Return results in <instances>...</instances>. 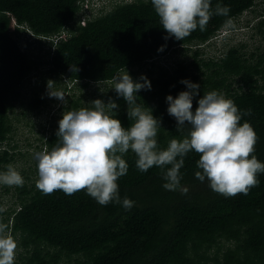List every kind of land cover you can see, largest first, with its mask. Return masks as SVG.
<instances>
[{
	"label": "trees",
	"instance_id": "trees-1",
	"mask_svg": "<svg viewBox=\"0 0 264 264\" xmlns=\"http://www.w3.org/2000/svg\"><path fill=\"white\" fill-rule=\"evenodd\" d=\"M83 1L0 0V170L11 164L23 177L21 185H0V223L16 241L14 264H264V173L247 194L224 196L195 177L199 154L191 150L179 170L187 191L166 190L162 170L139 171L129 150L122 157L127 173L117 179L121 199L134 201L125 210L121 203L101 205L83 189L73 194L37 189L33 154L54 145L59 115L41 124L36 144L26 143L23 150L16 139L19 127H32L50 102L37 89L28 98L22 92L37 83L39 71L43 82L48 77L63 91L64 102L52 98L63 104L60 110L92 107V100L107 103L111 97L119 105L113 115L129 126L126 102L112 89V77L126 69L134 80L143 74L151 83L136 100L160 118L159 148L184 134L167 113L165 97L187 90L180 81L188 79L200 85L193 110L210 90L241 110L251 109L241 123L250 122L257 135L252 154L264 162V11L253 24L247 21L260 40L253 51L230 45L210 56L203 49L261 0H210L214 14L205 30L197 28L182 40L165 39L151 0H115L81 26ZM218 5L228 6L227 16L215 14ZM61 32L66 39L54 43ZM178 55L164 64L167 56ZM75 66L78 71H71ZM91 85L99 87L87 95ZM69 89L85 91L75 98Z\"/></svg>",
	"mask_w": 264,
	"mask_h": 264
},
{
	"label": "clouds",
	"instance_id": "clouds-1",
	"mask_svg": "<svg viewBox=\"0 0 264 264\" xmlns=\"http://www.w3.org/2000/svg\"><path fill=\"white\" fill-rule=\"evenodd\" d=\"M82 4L78 18L79 24L84 26L92 15L88 0ZM151 4L167 34L165 39L182 40L197 28L204 31L214 14L210 0H151ZM228 11L227 5H218L215 14L227 16ZM61 39H66L64 32L53 36L54 43ZM163 48L161 45L157 51ZM70 69L78 71L77 66ZM112 81V89L126 102L131 124L124 127L113 115L119 105L111 97L107 103L96 98L91 101L92 107L64 111L57 121L54 145L50 150L33 154L38 176L36 187L43 194L53 190L73 194L83 189L101 205L114 202L121 203L125 210L130 209L134 201L127 196L121 199L117 184V179L127 173L128 164L122 157L129 150L136 156L135 165L139 171L145 172L152 166L162 170L165 181L162 187L166 190L187 191L180 183L179 170L191 150L199 154L196 161L199 170L195 171V177L200 181L207 179L208 186L215 192L224 196L247 194L259 183L257 174L264 173V162L252 154L257 135L250 122L241 123L242 115L250 113L251 109L241 110L231 99L217 90H210L199 96L193 110V98L200 85L182 79L180 83L186 85L187 90L175 97L168 94L165 100L166 111L175 118L177 131L184 134L179 139L171 138L161 149L156 138L160 118L136 100L141 89H151L148 78L141 74L134 80L125 69L114 75ZM54 84L51 79L47 81L48 96L64 102L63 91L54 88ZM69 93L76 91L69 89ZM22 183V175L11 164L0 170V185ZM6 233V225L0 223V264H14L16 241Z\"/></svg>",
	"mask_w": 264,
	"mask_h": 264
},
{
	"label": "rangeland",
	"instance_id": "rangeland-1",
	"mask_svg": "<svg viewBox=\"0 0 264 264\" xmlns=\"http://www.w3.org/2000/svg\"><path fill=\"white\" fill-rule=\"evenodd\" d=\"M114 1L115 0H88L89 14L92 16L94 15L97 16L98 15L97 13L100 11V8H102L103 6L109 8V6ZM263 2L264 0L258 1L256 6L254 7V11L243 14L237 20L232 21L228 26H226L221 31H219L217 36L213 38V40L208 45H206L205 48H203L204 51L207 53V55L212 56L216 53H219V51H221V49L224 46L243 44L245 46V50L247 51H253L257 46H259L260 44L259 37L255 34V31L247 25V21L249 19H252L250 24H253L254 22L257 21L260 13L264 11ZM180 57H181L180 55L167 56V58L164 61V64L166 65H168V63L171 64L172 61L176 59H180ZM48 80L49 78L46 77L45 82H43L41 79V72L39 71L37 83H33V84L30 83L28 84V86L23 88L22 92L26 93L27 91L26 98H28L27 96L28 93L31 92V89H37L38 92L43 94L44 97L48 99L47 101H50L48 102L46 109H44L41 112V115L33 118L32 127H24V128L19 127L20 131H18V135H16V139L21 145L23 150H25L26 148V143L36 144L34 141V137L39 136L40 131H42L41 124H45V122H47L48 120V117L51 118L52 115H59V117H61L62 113L65 111L64 108L60 110V108L63 106L62 103L54 104L52 98L54 99L56 98L48 96L46 89V83ZM55 86L56 83L54 84V87ZM97 87H99V85H91L90 88H88V91L86 92L87 95L90 91H93ZM100 87L103 88V85H100ZM84 91L85 89H81V90L77 89L76 93H68V95L70 96L75 94L74 97L76 98L79 94H82V92ZM59 104L61 106L60 108L59 107L57 108ZM85 104H88V99H86Z\"/></svg>",
	"mask_w": 264,
	"mask_h": 264
}]
</instances>
